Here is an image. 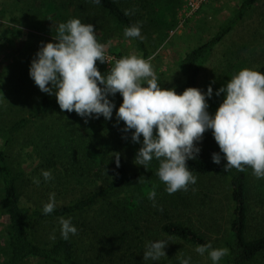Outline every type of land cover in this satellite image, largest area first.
Returning a JSON list of instances; mask_svg holds the SVG:
<instances>
[{"label":"trees","instance_id":"16d2710c","mask_svg":"<svg viewBox=\"0 0 264 264\" xmlns=\"http://www.w3.org/2000/svg\"><path fill=\"white\" fill-rule=\"evenodd\" d=\"M257 2L242 0L210 39L183 54L179 61L183 90L197 88L200 71L214 47ZM180 3L181 0H101L100 4L91 0H40L38 5L42 9L53 7V14L66 21L65 13L76 12L82 23L90 20L83 18L88 7L100 14L98 28H103V19L123 31L139 22L142 39L133 38V43L146 58L149 52L143 37L155 34L163 40L164 30L176 24ZM133 9V14H124ZM258 71L264 73V61ZM121 102L122 99L118 107ZM46 118L49 123L36 126L32 133L36 123ZM115 122L111 126L112 122L100 116L85 123L74 111H62L55 96L48 94L26 115L0 119V192L6 218L5 256L0 264H179V259L189 256L191 264H196L199 254L195 248L209 242L213 248L229 249L219 264H264V179H257L250 167L244 172L225 170V160L219 165L210 158L187 161L198 179L225 181L229 213L225 237L217 244L193 227L190 216L211 207L210 191L196 183L187 191L168 194L157 175V160L153 159L146 168L129 165L127 157L132 154L135 158L141 145L132 142L131 132L122 131L123 121ZM114 153L120 155L119 168ZM27 158L38 160L34 176L25 172ZM43 170H51L53 179L45 181ZM33 178L40 183H34ZM152 192L156 193L154 200L150 199ZM50 193L55 194L57 206L53 213L45 215L42 208ZM182 216L186 218L182 220ZM60 217L72 218L78 229L76 235H70L67 241L58 236L46 242L32 237L34 226L45 221L59 222ZM165 237L169 239L166 257L144 260L146 243Z\"/></svg>","mask_w":264,"mask_h":264},{"label":"clouds","instance_id":"9594fccd","mask_svg":"<svg viewBox=\"0 0 264 264\" xmlns=\"http://www.w3.org/2000/svg\"><path fill=\"white\" fill-rule=\"evenodd\" d=\"M100 4L101 0H91ZM133 10H125L131 15ZM125 37L141 38V24L134 23L124 30ZM55 42L41 43L30 62L29 76L43 93L54 95L59 108L75 112L87 123L103 116L111 120L116 109L117 122L123 121V132H131V140L140 144L135 155L137 166H146L157 160V175L166 185L168 194L188 190L197 182L187 161L200 152L203 134L211 130L220 152L211 159L219 165L225 160L224 169L235 168L244 172L252 169L257 179H264V73L244 68L235 74L215 95L223 100L214 114L208 112L207 100L213 96L211 85L203 91L188 87L177 94L175 87L163 88L154 71L153 56L147 59L135 53L117 60L103 75L96 62L108 63L106 45L98 42L91 23L79 18L58 24ZM117 93L122 97L119 107L109 97ZM142 137V140H141ZM221 153L223 155H221ZM113 159L120 167V155ZM45 181L53 179L51 170L41 173ZM33 182L39 184L38 178ZM152 192L150 199H155ZM57 206L55 194L50 193L43 205L45 215ZM60 236L68 240L78 229L72 218H59ZM55 234L50 239L55 240ZM167 237L146 243L144 260L158 261L166 257ZM195 252L208 254L213 264H219L229 254L226 247L213 248L211 242L198 245ZM179 264H191V257L179 259Z\"/></svg>","mask_w":264,"mask_h":264},{"label":"rangeland","instance_id":"374dc122","mask_svg":"<svg viewBox=\"0 0 264 264\" xmlns=\"http://www.w3.org/2000/svg\"><path fill=\"white\" fill-rule=\"evenodd\" d=\"M188 1L181 0L175 13L176 24L171 29L164 30L166 37L163 40L156 38L155 34L143 37L149 52L145 59L149 56L154 57L152 65L157 74L158 83L165 89L175 87L177 94L182 92L184 84V76L179 64L183 54L210 39L232 17L242 0H204L198 9L187 17L185 13L189 12ZM38 3L40 0L20 2L0 0V36L3 34L0 40V119L26 115L35 103L46 95L39 90L29 76L30 62L42 42H55L53 37L56 35L58 24L67 21L53 14L55 13L53 7L46 6L42 9ZM77 5L81 3L78 2ZM86 9L87 12H84L83 18L87 16L90 19L88 23L98 29V32H95L98 42L106 45L105 54L108 63L96 62L102 75L124 56L132 53L141 56L133 43V38L125 37L124 31L116 28L109 20L103 19L105 21L103 28H98L100 14L88 7ZM64 17L68 20L76 18V12H67ZM263 61L264 0H258L233 30L214 47L200 71L197 88L206 91L207 86L211 85L213 89V96L207 100L209 105L207 110L214 114L223 100V94L215 95L217 89L244 68L258 71ZM115 97L117 99L114 101ZM109 99L113 100L118 108L122 97L117 93ZM115 113L114 108L113 121L105 120L112 122L111 126L116 124ZM47 119L36 123L32 133L35 132L36 126L48 124ZM102 119H104L103 116ZM198 147L200 152L196 158L211 159L212 153L220 152L211 130L203 134ZM127 160L129 165L135 163L132 154L127 157ZM37 161L36 158L26 159L23 166L28 176L36 174L34 169ZM196 183L201 186V189L210 191L212 201L207 199L212 205L205 211L192 212L190 216L193 227L204 233L211 241L221 243L225 237L229 213L225 198V181L219 178H197ZM2 212L0 192V263L4 259L6 246V218ZM185 218L186 216H182V220ZM31 234L33 238L41 242L52 240L50 239L52 234H55L56 238L60 236V224L50 221L41 222L34 226ZM26 264L44 263L31 261ZM196 264H213V262L204 254L199 255Z\"/></svg>","mask_w":264,"mask_h":264},{"label":"built area","instance_id":"2783aa9c","mask_svg":"<svg viewBox=\"0 0 264 264\" xmlns=\"http://www.w3.org/2000/svg\"><path fill=\"white\" fill-rule=\"evenodd\" d=\"M204 0H189L188 1V13H185V15L188 17L189 14H192L195 10L198 9L199 5L203 2Z\"/></svg>","mask_w":264,"mask_h":264}]
</instances>
